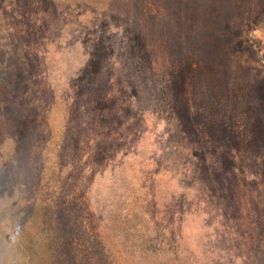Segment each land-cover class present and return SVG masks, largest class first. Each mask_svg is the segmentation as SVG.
I'll list each match as a JSON object with an SVG mask.
<instances>
[{
	"label": "rangeland",
	"instance_id": "1",
	"mask_svg": "<svg viewBox=\"0 0 264 264\" xmlns=\"http://www.w3.org/2000/svg\"><path fill=\"white\" fill-rule=\"evenodd\" d=\"M0 264H264V0H0Z\"/></svg>",
	"mask_w": 264,
	"mask_h": 264
}]
</instances>
